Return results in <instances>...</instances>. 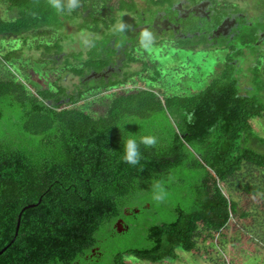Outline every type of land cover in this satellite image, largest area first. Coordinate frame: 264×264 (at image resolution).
Listing matches in <instances>:
<instances>
[{
    "label": "trees",
    "instance_id": "obj_1",
    "mask_svg": "<svg viewBox=\"0 0 264 264\" xmlns=\"http://www.w3.org/2000/svg\"><path fill=\"white\" fill-rule=\"evenodd\" d=\"M137 1L59 0L56 10L51 0H0L7 16L0 18V43L47 37L50 29L62 28L63 20L79 19V31L90 36L85 52L63 55L58 39L35 48H43L40 62L55 68L61 61L63 71L80 77L105 63L114 13L136 14ZM140 1L148 10L168 11L174 2ZM210 1L215 3L210 10L215 24L230 16L240 23L233 40L220 42L219 49L226 53L222 69L192 96H161L140 78L123 84L126 90L107 95L101 94L107 90L102 83L68 91L58 77L50 86L34 89L10 72L18 71L12 66L9 77L0 79V251L5 248L0 264H85L91 248H102L107 230L117 234L111 226L123 217L129 202L176 176L180 185L187 169L200 171L204 186L192 210L175 205L171 218L148 226L144 244L116 250L109 260L103 254L95 264H128L125 255L150 263L175 259L177 249L193 251L204 232L213 237L223 230L224 236L238 206L220 190L211 194L207 177L237 186L235 179L253 168L259 173L239 185L243 193L264 204V137L253 131L251 123L264 119V81L251 67V83L242 88L237 65L239 58H255L264 47V4L252 8ZM98 33L103 34L99 42L92 38ZM192 44L179 39L176 47ZM18 57V50L0 51L2 62ZM149 63L143 67L153 69L154 82L159 69ZM133 75L126 73L127 79ZM131 135L157 138L152 147L139 146L142 157L137 166L123 160L124 140ZM26 206L30 207L23 210ZM254 212L264 218L258 216L264 210ZM248 217L247 212L239 215ZM127 232L116 236L124 239Z\"/></svg>",
    "mask_w": 264,
    "mask_h": 264
},
{
    "label": "rangeland",
    "instance_id": "obj_2",
    "mask_svg": "<svg viewBox=\"0 0 264 264\" xmlns=\"http://www.w3.org/2000/svg\"><path fill=\"white\" fill-rule=\"evenodd\" d=\"M137 2L140 10H144V8L145 10L148 9L140 0ZM226 2L231 6L237 5L241 7L250 4L249 6L252 8L257 7L258 4H264L261 0H226ZM145 15L149 14L145 13ZM114 16L116 22L109 33L113 31H127V24L130 23L132 19L137 23L138 19L141 18L143 14H140V12L136 14L115 12ZM6 17V6L0 4V18ZM80 23L81 21L79 19H65L63 20L60 30L56 32L50 29V36L37 39L29 37L25 42H23L22 39L13 40L12 43L1 42V52L4 53L5 51L15 49L18 50L19 57L8 63L2 62L0 58V79L9 77L10 73H8V70L10 71L12 67H14L18 69V71L12 69L10 72L34 89L46 88L58 77L59 84L66 88V90H71L73 85L77 84V79L73 75L63 71L60 67L62 66L61 61L55 68H52L51 64L47 65L43 61L40 62L39 60H41L43 48L37 50L35 46L39 43L43 44L44 42L50 44L58 39L62 42L61 46L64 53L77 54L78 52H85L88 47V38H90V36L88 32L79 31L78 28ZM146 49L149 57H151L150 63L155 64L157 62L155 66L159 69L160 77L155 78L152 86L155 88L154 91L159 92L161 96L164 92H162L159 87L164 86V89L167 90L166 93H170L171 87L166 88V85H176L177 83L183 85L184 88H189V95L197 94L206 87L212 78H216L218 75L217 71L222 69V62L225 60L226 56L223 50L215 48V50H201L192 54H190V52H179L177 57L174 56L173 58H171L173 54V52H171V55H168L167 58L162 61L160 58L162 55L159 54L154 47L147 45ZM135 52L137 53L136 48ZM244 61L245 59L243 58L237 60V65L239 67V83L241 87L246 89L251 83L252 74L248 71V68L251 67H255L258 70V74L264 81V47H260L255 58L249 57L245 62ZM167 68H169L170 71L166 74ZM101 102L104 101H99V103ZM92 115L97 116V112L92 111ZM170 119L172 120V118ZM251 123L253 131L258 136L264 137V119H254ZM198 172L200 171L187 169L185 174L182 175L184 182H181L180 185H177L176 181L179 180V177L176 176L161 185H157L145 191L142 195L129 202L127 204L128 208L141 213L132 215L126 219V222L130 225V230L126 233L124 239H118L119 237L116 235L120 234H113V236H111L112 231L106 235H102V251L108 260L113 256V253H116V250L134 248L144 244L145 242L143 241L148 226L154 223L165 222L171 218L173 215L172 208L175 205H181V208L185 212H190L197 201L198 191L200 189L202 190L204 187L202 184V176H198ZM257 173H259V171L253 168L248 169L244 172V175H239L238 178L235 179V181H238L237 186H232L231 183L223 184L222 182H217L215 177L213 179L207 177V187L211 194H214L216 190H220L226 199L230 201L233 200L238 206L237 215L232 217L233 221L228 225V229L224 234V239H222L223 241L220 238L217 240L218 246L223 245L225 247L224 250L227 249V251L224 252L227 258H230L232 254L233 264H264V218L259 219L256 216V212H254L256 209L264 210V204L261 203L259 198L248 196L243 193L239 185L244 180L254 179ZM177 189L186 191V193H184L185 195H180ZM157 195L162 196V199H155ZM149 209L154 210V212L151 214L147 211ZM242 212L249 213L250 217L247 219L239 218ZM258 216H264V213H258ZM218 246L215 244L214 240H212L210 233L204 232L202 239L197 240L193 251L185 252L181 249H177L175 251L177 256L175 259L150 263L137 260V258L131 255H125L123 260L128 264H214V261H216V259H214L215 253H219Z\"/></svg>",
    "mask_w": 264,
    "mask_h": 264
},
{
    "label": "flooded vegetation",
    "instance_id": "obj_3",
    "mask_svg": "<svg viewBox=\"0 0 264 264\" xmlns=\"http://www.w3.org/2000/svg\"><path fill=\"white\" fill-rule=\"evenodd\" d=\"M171 4L173 5L170 7V11L163 7H154L152 10H145L144 8V10L139 11L143 16L138 19L137 23L132 19L127 24V31H113L110 33L112 36L108 42L111 48L104 54L105 63L100 68L93 66L83 76L75 77L78 82L73 85L71 90L75 91L77 87L82 88L86 84V86L97 84V86L101 87L102 83L107 90L101 92V94L107 95L126 90L128 86L122 87V85L130 83L134 79L138 80V78L143 83L152 86L151 76L154 74L153 69L150 67V70H146L143 67V65L148 64L151 60L146 49L147 45L154 47L163 56L160 55L163 61L168 55H171V52L174 54L171 55V58H173L174 56L177 57L179 52H190L192 54L201 50H215V48L219 49L221 41L228 43L235 38L240 20L238 21L237 18H233L232 16L222 17L215 24L210 17L211 4L215 3L210 0H174ZM145 13L149 15H145ZM202 21L206 23L203 24ZM197 22L198 25L196 24ZM145 33L150 34V40H143ZM92 36L96 41H102L103 34L98 33ZM179 39L183 41L189 39L194 44L186 49H178L176 45ZM89 45L88 40L87 49ZM135 48L137 49V53L135 52ZM62 53L63 55L66 54L63 51ZM63 55H60L61 58ZM156 64L157 62L154 65ZM164 64L166 65L165 62ZM169 71L170 69L167 68L166 74ZM126 73H134V75L132 78L127 79ZM170 87L171 92L167 93L168 95L179 97L194 95H189V88H184L181 84L166 85V88ZM160 89L164 93L167 92L164 87ZM127 209V207L123 208V217H118L111 226L113 229L114 225L113 230L117 234L125 233L130 229L126 218L131 217L135 213ZM118 225H121L125 230L118 233L116 230ZM110 232V230H107L106 234ZM111 236H113L112 232ZM102 256V248L93 247L89 254L84 256L85 264H95Z\"/></svg>",
    "mask_w": 264,
    "mask_h": 264
},
{
    "label": "clouds",
    "instance_id": "obj_4",
    "mask_svg": "<svg viewBox=\"0 0 264 264\" xmlns=\"http://www.w3.org/2000/svg\"><path fill=\"white\" fill-rule=\"evenodd\" d=\"M72 2L74 4L75 0H72ZM51 6L56 10H59L61 7L59 4V0H51ZM143 40H150V34L145 33L143 36ZM156 143L157 138L155 135H144L140 136L139 138H137L135 135L129 136L127 139L124 140L123 144L124 162L129 164L130 166L139 165L142 157L139 146L143 144L147 148L154 146ZM155 199H162V196L157 195Z\"/></svg>",
    "mask_w": 264,
    "mask_h": 264
},
{
    "label": "crops",
    "instance_id": "obj_5",
    "mask_svg": "<svg viewBox=\"0 0 264 264\" xmlns=\"http://www.w3.org/2000/svg\"><path fill=\"white\" fill-rule=\"evenodd\" d=\"M221 240L222 239H224V236L223 235H221V238H220ZM212 240H213V237H212ZM223 241V240H222ZM223 244V243H222ZM220 245V244H219ZM223 245H220V246H218V252L219 253H215V257H214V259H216V261H214L215 263L214 264H223V259H222V255H224V252H226L227 251V249L226 250H224L225 249V247L223 246ZM224 250V251H223ZM235 251V250H234ZM225 256V255H224ZM226 257V256H225ZM227 258V257H226ZM228 260H229V264H233L232 262V259H233V257H232V254H231V256H230V258L228 257L227 258ZM234 263H235V260H234ZM236 264V263H235Z\"/></svg>",
    "mask_w": 264,
    "mask_h": 264
},
{
    "label": "built area",
    "instance_id": "obj_6",
    "mask_svg": "<svg viewBox=\"0 0 264 264\" xmlns=\"http://www.w3.org/2000/svg\"><path fill=\"white\" fill-rule=\"evenodd\" d=\"M221 231L222 230L216 231L213 234V240H214L215 244H217V246H218L217 240H218V238H221V235H222ZM222 259H223V264H229V260L224 255H222Z\"/></svg>",
    "mask_w": 264,
    "mask_h": 264
},
{
    "label": "water",
    "instance_id": "obj_7",
    "mask_svg": "<svg viewBox=\"0 0 264 264\" xmlns=\"http://www.w3.org/2000/svg\"><path fill=\"white\" fill-rule=\"evenodd\" d=\"M28 207H30V206H26L25 208H23V210H25ZM137 212L138 211H135V213H137ZM19 218H20V215L18 216V222H17V225H16V232H17L18 227H19ZM116 230H117L118 233H120V232L124 231L125 229H123L121 225H118L117 228H116ZM4 250H5V248L2 251H0V254H2V252Z\"/></svg>",
    "mask_w": 264,
    "mask_h": 264
}]
</instances>
